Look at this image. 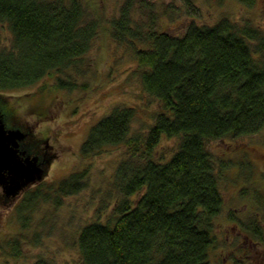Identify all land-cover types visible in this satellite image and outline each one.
<instances>
[{"label":"trees","instance_id":"trees-1","mask_svg":"<svg viewBox=\"0 0 264 264\" xmlns=\"http://www.w3.org/2000/svg\"><path fill=\"white\" fill-rule=\"evenodd\" d=\"M238 1L253 6L257 0ZM92 2L0 0V24L10 31V42L0 45V91L50 79V88L84 89L89 82L79 79L88 73V55L100 31L126 45L143 90L160 108L152 112L147 133H133L137 109L119 103L91 126L82 143L85 158L119 146L127 156L111 182L116 195L106 220L99 216L87 223L74 241L81 264H211L219 245L216 218L225 201L221 184L229 169L242 166L228 152L215 151L264 128V30L223 17L214 24L190 20L182 33H173L162 28L152 0H124L107 27ZM164 5L169 16L179 9ZM137 9L148 10L146 21L135 15ZM162 138L176 140L170 158L157 157ZM87 174L85 168L73 171L27 191L15 206L19 229L0 236V264L23 257L25 244L41 243V231L28 232L39 206L79 193ZM246 181L251 184V177ZM256 193L249 197L263 205L264 195ZM229 219L245 238L251 233L253 240L264 241L257 217L246 222L232 211ZM231 257L236 264H253L246 255ZM28 264L54 263L41 255Z\"/></svg>","mask_w":264,"mask_h":264},{"label":"rangeland","instance_id":"rangeland-1","mask_svg":"<svg viewBox=\"0 0 264 264\" xmlns=\"http://www.w3.org/2000/svg\"><path fill=\"white\" fill-rule=\"evenodd\" d=\"M92 1L93 13L102 14L105 26L108 27L111 19L119 15L124 0ZM152 1L160 11L162 28L173 33H182L190 20L214 24L223 17H229L240 24L251 22L264 30V0H257L253 6L238 0H190L189 3L184 0ZM167 3L179 8L171 16L165 13L164 4ZM144 10L142 12L137 9L135 15L146 21L148 10ZM9 32L6 25L0 24V45L10 42ZM88 59L91 63L88 65V73L79 79L89 82L84 89L67 91L63 88H50V79L29 88L0 91V106L6 126L24 132L21 147L31 150L44 162V166L47 165L43 180L29 186L17 198H6L0 184V236L19 229L15 206L26 196L27 191L57 183L73 171L88 169L87 185L79 193L66 197L62 195L59 202L50 199L39 206L30 230L27 231L32 234L34 229H38L42 232V241L37 245L25 244L23 257L10 259V264H28L41 255L50 258L54 264H81L74 241L87 223L99 216L106 220L116 195L111 182L119 161L127 156L126 147L119 146L85 158L81 154L82 143L88 137L91 126L119 103L137 109L132 124L133 133H147L146 125L152 123V112L160 108L157 98L142 88L132 51L126 45L122 47L116 44L109 33L100 31ZM29 143L32 147H27ZM235 143L233 147H218L215 151L216 154L228 152V157L240 160L242 166L241 169H229L225 175L227 179L221 184L225 201L222 212L216 218L219 245L211 253V264H236L231 254H235L238 259L246 258V255V259L252 260L250 263L264 264V241L253 240L256 237L251 233L245 238L237 223L229 219L232 211L246 222L257 217L262 223L264 235V204L259 205L253 196L249 197L253 190L257 191L256 194L264 195V128ZM174 144L175 139L162 138L157 157L160 158L164 153L170 158ZM248 162L250 167L245 164ZM249 176L252 182L246 184ZM249 250L253 251L250 257L247 255ZM3 260L4 257H0V262Z\"/></svg>","mask_w":264,"mask_h":264},{"label":"water","instance_id":"water-1","mask_svg":"<svg viewBox=\"0 0 264 264\" xmlns=\"http://www.w3.org/2000/svg\"><path fill=\"white\" fill-rule=\"evenodd\" d=\"M0 106V184L6 198H17L29 186L43 180L47 166L38 155L21 147L25 133L6 126Z\"/></svg>","mask_w":264,"mask_h":264},{"label":"flooded vegetation","instance_id":"flooded-vegetation-1","mask_svg":"<svg viewBox=\"0 0 264 264\" xmlns=\"http://www.w3.org/2000/svg\"><path fill=\"white\" fill-rule=\"evenodd\" d=\"M27 147H32V145L29 143V146H27ZM33 150V149H32ZM33 151H35L36 152V150L34 149ZM42 162V161H41ZM44 163V162H43ZM47 166V165H46ZM45 166V167H46Z\"/></svg>","mask_w":264,"mask_h":264}]
</instances>
